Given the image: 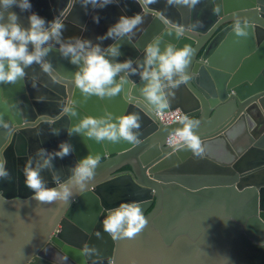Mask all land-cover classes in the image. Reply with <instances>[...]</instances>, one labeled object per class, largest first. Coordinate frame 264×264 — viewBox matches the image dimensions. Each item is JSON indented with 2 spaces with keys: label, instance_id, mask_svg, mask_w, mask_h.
Masks as SVG:
<instances>
[{
  "label": "water",
  "instance_id": "obj_1",
  "mask_svg": "<svg viewBox=\"0 0 264 264\" xmlns=\"http://www.w3.org/2000/svg\"><path fill=\"white\" fill-rule=\"evenodd\" d=\"M31 4V11L50 20L69 8L70 0ZM150 8L163 9V17L145 15L135 30L139 47L160 36L162 44L174 41L194 48L186 69L189 78L173 90L166 111L179 109L198 121L194 131L202 151L167 146L166 138L179 122L164 125L143 113L138 144L67 135L66 128L80 116H100L105 109L120 115L138 110L136 103L119 93L83 99L55 71L46 75L30 65L24 81L0 84V111H7L8 101H19L20 109L11 120L12 133L0 130V152L11 173L0 179V264H51L53 254L55 264H264V0H199L191 8L155 0ZM11 10L26 24V11ZM136 11L135 0L87 13L75 4L63 35L95 42L120 14ZM93 12L100 15L98 24L91 20ZM237 21L243 34L234 31ZM190 22L200 23L193 29ZM78 25L86 26L81 31ZM173 26L182 29L179 35ZM110 42L99 41L105 46ZM120 52L118 59L139 58V48L126 41ZM46 58L65 75L74 70L55 46ZM34 77L35 89L30 86ZM130 78L139 86L136 75ZM37 96L45 98L38 101ZM69 96H74L77 115L55 121L51 127L59 131L53 134L45 121L54 118L57 104ZM65 140L72 151L53 157L52 168L41 172L49 186L53 174L66 177L89 152L99 155L94 177L65 203L38 202L23 184L20 168L37 148L51 151ZM131 200L141 203L147 220L138 233L115 240L102 230L95 235L107 209ZM85 241L96 252L82 257L79 249ZM64 254L66 261L59 259Z\"/></svg>",
  "mask_w": 264,
  "mask_h": 264
},
{
  "label": "clouds",
  "instance_id": "obj_2",
  "mask_svg": "<svg viewBox=\"0 0 264 264\" xmlns=\"http://www.w3.org/2000/svg\"><path fill=\"white\" fill-rule=\"evenodd\" d=\"M199 0H165V4H180L191 8ZM139 11L131 15L120 14L106 30L93 40L81 35L65 37L63 29L71 9L79 4L87 13L90 9L104 8L106 5H121V0H70V7L60 10L50 20L31 11V0H0V84H14L24 81L25 71L30 65H37L39 71L48 75L55 71L58 79L68 82V86L75 88L83 99L95 96L104 99L119 95H127L130 102L136 103L135 111L127 110L120 115H113L106 109L103 115L80 116L75 123L66 128L67 135L81 134L87 139L101 142L102 140L117 142L124 140L133 144L140 142L141 114L144 116H159L170 108V98L174 97L173 91L178 85L186 81L189 76L186 71L194 48L188 44H178L174 41L162 42V37L155 36L144 42L142 47L136 43V29L144 21L145 15H154L156 18L163 17V9H151L150 5L155 0H135ZM18 8L26 11V24H22L15 11ZM212 11H218L214 5ZM91 20L94 24L100 22V15L93 12ZM75 23V21H73ZM200 22H190L191 28L195 29ZM83 31L86 25H78ZM177 35L182 31L180 27L173 26ZM237 34H243L244 29L240 22L234 25ZM105 39L111 42L106 46L99 43ZM126 41L132 47L139 48V58L118 59L121 56V42ZM55 46L62 58L74 65L70 75H65L55 68L46 57ZM136 75L137 82L130 77ZM38 78L30 79V86L37 87ZM43 87V82L40 81ZM135 90V94L133 93ZM44 96L35 97L36 100L44 99ZM3 100L7 101V97ZM58 113L45 123L49 131L56 134L59 130L51 127L61 117H74L77 115L76 101L74 96L62 100L57 104ZM19 101H8L7 111H0V130L6 134L12 133L11 120L14 113L18 112ZM176 119L179 126L173 129L168 137L169 144H178L186 147L193 154L202 151L201 139L194 129L198 125L196 119L188 115L180 114L177 109ZM72 151V145L68 141H60L56 149L51 151L39 147L34 154H30L20 168L23 176V184L31 190V197L41 203L53 202L65 203L76 191H83L88 182L94 177L99 155L89 152L78 159L69 169V174L61 178L53 174V183L42 177L44 169L52 168V159L63 158ZM7 160L0 152V179L10 178L11 173L6 167ZM142 205L137 200L120 201L110 209H107L100 221V229L95 235L99 236L101 230L109 238L115 240L122 237H133L147 223L142 213ZM264 244V242H262ZM81 256L96 252L94 246H89L85 241L79 249ZM55 254L51 264H55ZM60 260L66 261L67 255H61ZM227 261V258H226Z\"/></svg>",
  "mask_w": 264,
  "mask_h": 264
},
{
  "label": "built area",
  "instance_id": "obj_3",
  "mask_svg": "<svg viewBox=\"0 0 264 264\" xmlns=\"http://www.w3.org/2000/svg\"><path fill=\"white\" fill-rule=\"evenodd\" d=\"M176 112H177V109H174V110H171V111H166V112L161 113L159 116H155V118H156V120H158L160 123H162L164 125L173 124L175 122H179L176 119ZM179 112H180V114H183L180 110H179ZM168 137L166 138V145L167 146L176 145V144H169L167 142L168 141Z\"/></svg>",
  "mask_w": 264,
  "mask_h": 264
},
{
  "label": "flooded vegetation",
  "instance_id": "obj_4",
  "mask_svg": "<svg viewBox=\"0 0 264 264\" xmlns=\"http://www.w3.org/2000/svg\"><path fill=\"white\" fill-rule=\"evenodd\" d=\"M124 169H127V168H124Z\"/></svg>",
  "mask_w": 264,
  "mask_h": 264
}]
</instances>
